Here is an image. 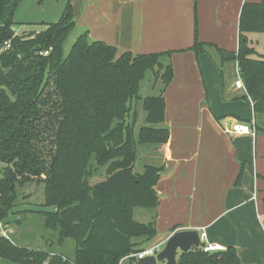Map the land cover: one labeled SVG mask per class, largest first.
I'll return each mask as SVG.
<instances>
[{
	"label": "trees",
	"instance_id": "1",
	"mask_svg": "<svg viewBox=\"0 0 264 264\" xmlns=\"http://www.w3.org/2000/svg\"><path fill=\"white\" fill-rule=\"evenodd\" d=\"M23 1L0 0V162L6 165L0 178V222L16 207L18 188L43 185V209L29 212L43 218L46 248H28L0 236V262L121 264L128 259L136 264L134 257L148 250L157 230L154 219L139 222L135 212L158 208L163 171V166L149 165L135 172L138 147L164 150L169 141L164 94L174 78L177 51L119 54L85 30L66 54V42L77 29L71 3L58 22L42 23L41 32L19 34L15 13ZM256 34H264V0L243 4L238 51L226 58L237 62L256 115H264V53L253 44ZM198 35L196 12L195 44L187 50L197 56L209 49L223 53L216 44L200 42ZM148 74L154 77L153 87L162 84L157 96L140 94ZM139 102L146 116L137 129ZM257 130L264 135V124ZM103 168L105 178L93 183L103 177ZM242 179L243 169L236 184ZM67 240L74 242L72 257L54 251ZM180 260L241 264L233 247L213 252L201 247Z\"/></svg>",
	"mask_w": 264,
	"mask_h": 264
},
{
	"label": "crops",
	"instance_id": "2",
	"mask_svg": "<svg viewBox=\"0 0 264 264\" xmlns=\"http://www.w3.org/2000/svg\"><path fill=\"white\" fill-rule=\"evenodd\" d=\"M37 1L22 4L36 6ZM259 1L49 0L44 8L50 6L52 18L36 8L39 18L31 11L21 22L22 4L15 13L19 24L41 19L55 23L70 2L78 31L88 30L91 39L115 46L119 54L177 51L172 56L174 78L164 94L170 138L160 165L159 204L143 217L145 223L154 219L157 230L148 249L161 251L177 231L198 230L219 250L235 248L241 264H264V135L257 130L264 115H256L237 62L225 57L238 51L243 4ZM196 12L199 41L216 44L222 54L209 49L197 56L187 50L195 44ZM225 64L235 71L225 70ZM235 124L255 128L256 135L230 132ZM8 229L3 221L0 236L11 239Z\"/></svg>",
	"mask_w": 264,
	"mask_h": 264
},
{
	"label": "rangeland",
	"instance_id": "3",
	"mask_svg": "<svg viewBox=\"0 0 264 264\" xmlns=\"http://www.w3.org/2000/svg\"><path fill=\"white\" fill-rule=\"evenodd\" d=\"M49 0H38L36 6L32 4L31 6L29 3L22 4V8L19 11L17 19H22L21 22H26L29 19V16L33 15L37 18L39 11L36 8H40V11L45 12L47 18L51 17L50 6L47 5V8H44V4ZM57 1V0H55ZM49 4V3H48ZM39 10V9H38ZM46 10V11H45ZM32 11V12H31ZM31 12V15H29ZM45 19H41L37 21L35 24H19L17 26V30L19 34H23L25 32H41L44 27L42 25V21ZM49 21V20H48ZM50 22V21H49ZM79 29L73 31L68 38L66 45H65V52L66 54L69 53L73 43L76 41V38L79 34ZM253 44L255 48L260 52L264 53V34L262 35H253L252 36ZM235 55V51L231 50L228 51L225 55L226 58L232 57ZM225 70L228 72L235 71V66L232 64H225ZM154 84V77L152 74H148L147 78L142 82L140 94L143 97L147 96H157L159 95L160 89L162 88L161 82H158L156 87H153ZM136 112L138 113V122L136 128L139 129L141 126L144 125L145 120V112L142 109V103L139 102L136 105ZM165 159V150H154V148L150 145L146 146H139L138 147V160L135 166V172L141 173L145 166L154 165L160 166ZM6 167L5 164L0 162V178L4 174V168ZM106 168L101 170V176L103 177H96L93 181L99 182L105 178ZM17 200H16V207L12 210L9 214L8 218L5 221H8L9 225V233L11 239L17 242L21 246H26L28 248H46L43 245V235L46 233L43 229V218L39 214H33L29 212V210H41L43 209V204L45 200V193H44V186L39 185L37 183H28L24 187L18 188L17 190ZM28 211V212H26ZM149 213L148 210L137 209L135 212V218L139 222H146L143 217L147 216ZM150 214V213H149ZM11 220V221H10ZM23 220L21 224H17L16 221ZM12 232V233H11ZM48 235V234H47ZM54 236H52L53 240ZM57 239V238H56ZM50 244V243H49ZM149 245H146L148 248ZM54 251L61 252L69 256H73L74 254V242L72 240H67L63 246L56 245Z\"/></svg>",
	"mask_w": 264,
	"mask_h": 264
},
{
	"label": "water",
	"instance_id": "4",
	"mask_svg": "<svg viewBox=\"0 0 264 264\" xmlns=\"http://www.w3.org/2000/svg\"><path fill=\"white\" fill-rule=\"evenodd\" d=\"M57 236H54L56 240ZM202 247L201 233L198 230H182L173 233L167 240L164 249L156 255L146 256L143 259L134 257L136 264H183L182 254Z\"/></svg>",
	"mask_w": 264,
	"mask_h": 264
},
{
	"label": "built area",
	"instance_id": "5",
	"mask_svg": "<svg viewBox=\"0 0 264 264\" xmlns=\"http://www.w3.org/2000/svg\"><path fill=\"white\" fill-rule=\"evenodd\" d=\"M5 47L6 48H9L10 47V44L9 43H6L5 44ZM230 132H232V133H240V134H247V135L250 134V135H254V136L256 135L255 128H252L249 125L235 124L232 127V129H231ZM2 227H3V221L0 222V228H2ZM3 232L7 236V234H6V232L4 230H3ZM205 240H206L205 233H201L202 247L204 248V250L206 252H213V251L219 250V247L218 246L209 244V243L205 242ZM158 252H159V250L157 248L152 247V248L146 250L145 252L139 254L137 256V259H143L146 256L156 255Z\"/></svg>",
	"mask_w": 264,
	"mask_h": 264
}]
</instances>
